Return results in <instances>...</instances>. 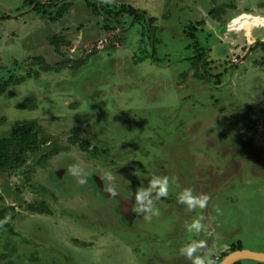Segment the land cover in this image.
Listing matches in <instances>:
<instances>
[{
  "label": "rangeland",
  "instance_id": "1",
  "mask_svg": "<svg viewBox=\"0 0 264 264\" xmlns=\"http://www.w3.org/2000/svg\"><path fill=\"white\" fill-rule=\"evenodd\" d=\"M56 1L38 14L0 0V79H24L0 97V139L27 121L40 141L0 173V264H190L180 249L193 240L213 264L264 254V0ZM123 5L155 18L153 37ZM54 35L71 46L55 49ZM154 176L169 181L167 197L149 194L159 214L132 212ZM189 188L208 196L204 209L178 202Z\"/></svg>",
  "mask_w": 264,
  "mask_h": 264
},
{
  "label": "trees",
  "instance_id": "2",
  "mask_svg": "<svg viewBox=\"0 0 264 264\" xmlns=\"http://www.w3.org/2000/svg\"><path fill=\"white\" fill-rule=\"evenodd\" d=\"M58 2L59 1L56 0H52L50 2H47V0H42V2H40V0H25V4L30 6L32 10L38 14H45L47 11L55 9L57 6L56 3ZM70 7V5H67L61 8L58 11L56 17L52 19V22H57L58 20L62 19ZM122 8L123 11L125 10V13L132 18V26L135 24H146L148 26V30L152 33V37L154 36L152 23L154 22L155 18H148L145 12H141L129 6L126 7L123 5ZM97 10H101V8L97 7ZM102 14L104 18L112 21L110 17H106V13L104 14L102 12ZM108 14L110 15L109 11ZM9 19L10 17H7L6 20ZM115 24H117V26L123 31L126 29L123 28V26L117 21H115ZM50 45H52L55 49H59L60 47H70L71 42L61 35H54L50 39ZM262 47L264 49V44H262ZM196 55L198 58L193 59L195 61L194 65L198 70L202 71L205 81L210 84L211 76L208 74L205 61L207 54L200 50ZM151 60L153 63L160 62V60L156 58L155 53L153 54ZM34 62L36 65H38L37 63L41 65V70L44 73L58 71L57 68L47 65L44 58L40 56L34 58ZM23 81V78L14 79L13 77H11L9 80L0 79V97L3 96L8 89L19 85ZM27 106L28 105L25 103L22 105L23 108H26ZM39 145L40 141L38 138V124L36 122L24 121L16 124L8 137L0 139V173H8L24 165L26 162V154L36 150ZM31 211L33 213L42 215H52V213L49 211H40L36 209H32ZM6 225L7 224L3 223L1 227ZM10 234L17 235L13 229H10ZM237 264H240V262Z\"/></svg>",
  "mask_w": 264,
  "mask_h": 264
},
{
  "label": "clouds",
  "instance_id": "3",
  "mask_svg": "<svg viewBox=\"0 0 264 264\" xmlns=\"http://www.w3.org/2000/svg\"><path fill=\"white\" fill-rule=\"evenodd\" d=\"M256 27L264 28V18L256 17ZM81 167L78 165H72L68 171L75 177L79 175ZM89 173L86 172L83 178L78 179V183L85 184L87 182V177ZM107 179L111 180V174H108ZM152 190L156 191V198L167 197L169 194V181L167 177H156L154 176L149 181L148 188H142L134 194V201L131 211L140 214L144 212L145 214L150 213L151 215H158L159 210L153 207V201L149 198V194ZM110 193L115 195L117 189L110 187L108 189ZM146 202V203H145ZM178 202L187 206V209L193 210L196 208L204 209L208 202L207 195H194L192 189H184V191L179 195ZM145 218L150 219L151 217L146 215ZM10 217H5L0 223H5ZM203 225L201 224L200 218L194 219L190 225L187 226V230L190 233L198 234L202 231ZM204 247V241L193 240L185 246L181 247L180 253L185 257L186 261L190 264H213L212 260H206L204 256L198 255V250Z\"/></svg>",
  "mask_w": 264,
  "mask_h": 264
},
{
  "label": "water",
  "instance_id": "4",
  "mask_svg": "<svg viewBox=\"0 0 264 264\" xmlns=\"http://www.w3.org/2000/svg\"><path fill=\"white\" fill-rule=\"evenodd\" d=\"M243 260H254L260 263H264V254L251 251H239L231 254L221 264H237L238 262Z\"/></svg>",
  "mask_w": 264,
  "mask_h": 264
},
{
  "label": "crops",
  "instance_id": "5",
  "mask_svg": "<svg viewBox=\"0 0 264 264\" xmlns=\"http://www.w3.org/2000/svg\"><path fill=\"white\" fill-rule=\"evenodd\" d=\"M247 12H250V11H247ZM231 14L233 15V16H235L234 17V19L233 20H235L236 18L238 19V18H240V17H246V15H248L247 13H243V14H237L236 12H231ZM232 22V21H231ZM216 26L214 27V29L216 30Z\"/></svg>",
  "mask_w": 264,
  "mask_h": 264
}]
</instances>
